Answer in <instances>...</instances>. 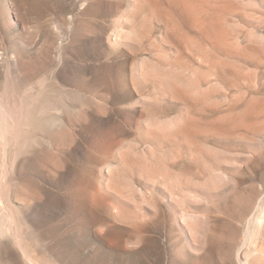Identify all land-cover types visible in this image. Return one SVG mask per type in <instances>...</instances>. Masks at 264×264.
Here are the masks:
<instances>
[{
	"label": "rangeland",
	"instance_id": "1",
	"mask_svg": "<svg viewBox=\"0 0 264 264\" xmlns=\"http://www.w3.org/2000/svg\"><path fill=\"white\" fill-rule=\"evenodd\" d=\"M8 80L0 264L264 261V0H0Z\"/></svg>",
	"mask_w": 264,
	"mask_h": 264
},
{
	"label": "bare ground",
	"instance_id": "2",
	"mask_svg": "<svg viewBox=\"0 0 264 264\" xmlns=\"http://www.w3.org/2000/svg\"><path fill=\"white\" fill-rule=\"evenodd\" d=\"M155 6V5H154ZM60 26V25H59ZM47 43V42H46ZM16 58V57H15ZM14 59V58H13ZM3 63V62H2ZM8 64V63H7ZM4 66V65H2ZM15 66V65H14ZM4 71V70H3ZM8 72V71H7ZM6 72V73H7ZM21 76V75H20ZM14 79H17V76H13ZM6 78V77H5ZM9 79V78H8ZM21 84V83H20ZM2 97V100L0 102V113H4V115L2 116V120L7 122H14L16 121V114L18 112V109L20 107H22L24 105L23 101H21V99H17L16 94L19 93V88L17 87L16 84H13L10 80H8L7 82L5 81V85L3 86V88L0 91ZM3 104H4V108H3ZM25 108V107H24ZM23 110V109H22ZM18 115V114H17ZM18 119V118H17ZM21 121V120H20ZM15 123V122H14ZM19 123V122H18ZM13 135V134H12ZM11 135V136H12ZM19 163V162H18ZM259 222L258 223H262V219L261 216L259 217ZM264 219V218H263ZM256 252V251H255ZM258 253V252H257ZM256 253V254H257ZM262 254L258 253L257 256H261ZM264 256V255H263ZM258 258V257H257ZM248 260H250L248 258ZM261 260V261H260ZM252 261L253 264H263L264 261L262 262V259H257L256 257L254 258V260H250V262ZM259 261V262H258ZM249 262V261H248Z\"/></svg>",
	"mask_w": 264,
	"mask_h": 264
}]
</instances>
